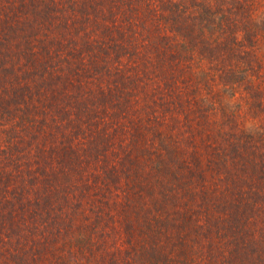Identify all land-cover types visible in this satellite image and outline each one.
I'll use <instances>...</instances> for the list:
<instances>
[{
  "label": "rangeland",
  "instance_id": "rangeland-1",
  "mask_svg": "<svg viewBox=\"0 0 264 264\" xmlns=\"http://www.w3.org/2000/svg\"><path fill=\"white\" fill-rule=\"evenodd\" d=\"M117 2L122 4L119 8L112 3L105 10H115L119 18L110 15L102 20L99 16L103 9L95 5L97 10L93 11V20L96 25L107 30V36H112L113 43L108 46L110 53L116 49L119 53L139 54L124 57L121 72H113L115 68L112 67L110 74L102 73L108 61L106 58L101 70L93 72L89 69L93 61L90 56L96 53L83 50L86 45L84 38H76L77 35L74 34L73 41L68 43L52 32V42H63L61 45H55L56 48H61V55L66 58L77 56L75 60L81 59V67L87 71L73 76L64 73V77L55 81L65 93L59 96L55 95L54 87V96L47 92L39 99L43 94V84L48 82L44 80H52L54 75L44 76L42 80L36 74L21 72V80L17 77V80L12 81V87L8 88L12 95L19 94L23 98L22 94H25L21 100L22 109L15 110L13 106L14 116H18L23 122L29 118L28 121L48 126L49 129V133L40 141H35L34 137H28L32 142L26 138L19 139V148L7 144L0 136V168L8 169L11 177L8 179L5 173L4 177L10 180L9 184L13 187L8 195L13 196L16 189L25 188V195L30 196L26 190L29 186L28 178L32 175L29 165L37 167L46 150L49 151L47 154L54 158L55 161L52 162H74L75 165L82 163L86 166L84 174L87 176L96 173L99 164L109 168L112 162H132L134 166H141L146 162H188L196 166L203 162L201 169L206 173V178L197 173L182 175L185 178H181L184 187H192L190 197L193 199V207L188 205V210L192 209L191 212L196 214L197 221L192 226L198 223L194 228L198 232L193 230L187 238V251L193 250V253L185 257L183 264H206L205 258L198 251L199 248L204 246L207 249V243L210 241H214L217 246L222 245L230 234V227L223 223L225 214L228 215V206L223 204L231 192L227 190L226 181L220 180L218 183V175L214 176L211 167L223 162H245V157L239 158V153L246 149L248 151H243L246 158L264 162V0H204L213 15H223L227 24L232 23V18L237 22L231 33L226 28L222 32L218 30V35L206 34L205 37L218 38L221 42V45H213L214 54L209 55L199 47L189 46V51H182L185 42L179 40L175 34L173 37L175 27H171L175 21L181 24L186 15L195 12H200L197 15L204 18L202 7H198L202 1L126 0L124 4L122 0ZM182 9L186 11L182 13ZM73 10H76V5L66 8L65 16H74ZM131 26L132 29L129 30ZM144 26L147 30L143 29ZM160 26L163 31H160ZM48 30H52L51 27ZM133 31L139 34L140 38H135L138 45H132L130 40ZM86 32L89 39L87 42L95 47L97 35L94 29L88 28ZM158 33L169 35L170 42L167 40L165 45H169L167 52H159L153 44L165 43L164 39L157 38ZM135 47L137 48L134 49ZM101 54H104L102 50ZM163 58L171 60L172 63L165 65L167 69L161 71L165 62ZM135 64L143 69H135ZM162 73L167 78H161ZM6 83L5 80L0 82V89L1 85ZM1 94L6 96V88ZM48 99L53 100L50 103ZM68 117L72 118L63 120ZM1 123L0 120V127ZM10 138L16 136L7 140ZM242 139H246L242 144V147L246 148L241 150ZM90 148L95 157L89 155ZM257 153L260 156L258 159L255 158ZM14 162H22L20 170ZM75 184H78V179L73 173L62 188L49 194L50 202L46 216L51 211L56 216L67 214L68 217H76L69 218L74 225L82 220L86 223V219L92 218L88 216L90 204L82 207L74 201L72 195L79 194V187ZM82 184L84 186V181ZM212 185L218 187L216 189L220 191L219 196H211L209 189ZM130 187L128 183L127 191L119 192L115 197L120 198L127 193V203L135 204L138 196L129 192ZM206 189L208 190L205 192ZM24 198L26 199V196ZM171 200L167 206L169 211ZM30 202V199L25 201L27 204ZM119 202H124V198ZM176 209L180 210L178 207ZM209 214L217 216L211 217ZM94 215L95 213L90 216ZM16 216L15 228L9 231L8 236L6 231L1 234L6 244L0 245V264L108 262L107 258L97 256L89 260H74L65 245L58 246L56 256L46 254L42 262H37L35 254L42 250L38 248L41 247L40 232L43 228L33 230L32 222L35 216L32 213L22 212ZM229 221L232 222V219L229 218ZM246 225L249 228L254 227L252 221ZM15 229L18 235H13ZM211 230L212 237L209 235ZM54 232L50 229L46 234L50 238ZM116 244L119 245L118 242H113L112 246L107 248L106 245L103 248L97 247L96 243V255L108 253V250L115 251ZM36 246L38 248H35ZM125 246L127 245L124 243ZM197 255L199 256L196 259ZM28 258L29 261L24 262ZM232 262L224 260L219 264ZM123 264L135 263L125 257ZM168 264L182 263L172 261Z\"/></svg>",
  "mask_w": 264,
  "mask_h": 264
},
{
  "label": "trees",
  "instance_id": "trees-1",
  "mask_svg": "<svg viewBox=\"0 0 264 264\" xmlns=\"http://www.w3.org/2000/svg\"><path fill=\"white\" fill-rule=\"evenodd\" d=\"M117 1L121 0H0V82L3 80L7 82L1 85L0 89V120L2 121L0 136L7 144L19 148V139L26 138L27 141L32 142L28 137H34L35 141H40L49 133L48 126L37 124L32 120L28 121L29 118L23 122L21 118L13 114V106L15 110L22 109L21 100L24 99L25 94H22L23 98L19 94L12 95V91L8 88L12 87V81L17 80V77L21 80V72H28L30 75L31 73L36 74L42 80L44 76L54 75L52 80H44V82H48L43 84V94H40L39 97L41 99L47 92L54 96V87L56 96L65 94L55 82L60 77H64V73L73 76L87 71L82 69L81 59L75 60L77 56L66 58L61 55V48H56L55 45H61L63 42H52L50 37L52 32L57 34L56 37H61L62 41L68 43L73 41L74 34L77 35L76 38H84L86 45L83 50L96 53L90 56L93 61H91L89 69L93 72L101 70L106 58L107 64L101 72L106 75L110 74L111 68L114 67L113 72L118 74L122 71L124 57L139 55L137 53H128L129 55L125 52L119 53L116 49H113L115 52L110 53L108 46L113 43L112 36H107L109 35L107 30L94 23L93 11L97 10L95 5L103 9L99 16L102 20L110 15L119 18V14L115 10L113 12L105 10L112 3L119 8L122 4ZM122 1L124 4L126 0ZM200 1L202 2L198 7L200 9L202 7L204 18H199L197 14L200 12H195L192 15H186L181 24L175 21L174 26H171L175 27L173 28V37L175 34L179 40L185 42L182 51H189L188 47L190 46V48H201L205 53H208L207 55L214 54L212 53L213 45H221V42L218 38L205 37L206 34L218 35V30L222 32L226 28L231 33L237 22L232 18V23L227 24L223 15H213L210 8L204 4V0ZM73 5H76V10H73L75 15L66 14L65 16V9ZM181 7L184 8V6ZM132 10L134 12V7ZM184 11L186 10L182 9V13ZM191 16L192 18H189ZM132 18L133 15L130 16V19ZM49 27L52 30L49 31ZM91 27L97 35V41H94L95 47L87 42L89 39L86 36V29ZM131 29L132 26L129 30ZM143 29L147 30V27L144 26ZM159 29L163 31L162 26ZM136 32H131L134 33L130 39L132 45H138L135 38L140 37ZM156 35L157 38L165 40L163 45H160L162 43H153L151 36L148 35L149 40L158 48L159 52H163V50L167 52L169 45L167 47L165 45L169 35L163 33ZM144 41L145 39H143ZM168 42L170 41L168 40ZM101 50L104 54H101ZM78 52L81 51L78 50ZM163 61L165 62L161 71L167 69L165 65L172 63L167 58H163ZM88 63L89 61H87ZM134 67L137 70L143 69L137 64ZM161 78L165 79L167 76L162 73ZM5 88L6 96L1 94ZM52 100L48 99L50 103ZM70 118L72 117L63 120L67 121ZM12 136H16V138L7 140ZM245 140L240 141L241 150L246 148L242 147ZM44 148L46 149V147ZM61 149L63 150V148ZM90 150L92 148L88 150L89 155L93 157L95 154ZM243 151H248V149ZM243 151L239 153V158L245 157V162H223L211 167L214 176L218 175V183L220 180L226 181L227 190L231 192L223 204L228 206V215L225 214L223 223L230 227V234L228 237L225 236L227 240L225 239V243L222 245L217 246L214 241H210L207 243V249L204 246L199 248L198 251L205 258L206 264H219L224 260L233 261L232 264H237V262L240 264H264V162H255V159L246 158ZM48 152L44 151L43 159H39L37 167L33 168L29 165V170L32 172L28 178L29 186L26 188L30 194L29 197L24 193L25 188L24 190L16 189L13 196L8 195L13 187L9 184L10 180L4 177V173L8 179L11 176L7 168H0V245L6 244L1 236L2 232L6 231L8 236L9 231L15 228L16 215L24 212L25 214H34L35 220L32 222L34 231L43 228L40 232L41 247H35L42 249L39 254H35L37 262H42V258L46 254L56 256L60 245H65L74 260L76 258L89 260L97 256L98 258H107L106 264H123L125 257L128 260L132 259L135 264L143 262L145 264H168L172 261L183 264L185 257L193 253V250L187 251L189 247L187 238L191 236L193 230L195 233L198 232L194 229L198 223L192 226L197 221L196 214L191 212L192 209L188 210V205L193 207V199L190 197L192 187L190 185L184 187L181 178L182 175H193L194 173L204 175L203 178H206V173L201 169L203 162H199L196 166L188 162H146L141 166H134L132 162H112L109 168H104L99 164V170L87 176L84 174L86 166H83L82 163L78 162V165H75L74 162H52L55 160L47 154ZM255 158H260L258 153ZM21 163L14 162L13 164L20 170ZM73 173L78 179V184L75 186L79 187L78 196L72 195L74 201L82 207L90 204V211L87 213L89 217H92L85 218L86 223L82 220L76 225L69 219L76 217H68L67 214L56 216L51 211L47 216L45 215L50 202L49 194L62 188L65 181L71 179ZM82 181H84V186ZM15 183L20 185L19 182ZM128 183L131 186L129 192L138 196L135 204L127 203V193L120 198L115 197L119 192L127 191ZM216 188L218 187L212 185L209 189L212 197L219 196L220 191ZM194 194L197 193L194 192ZM31 198L33 199L31 200ZM122 198H124V202H119ZM29 199L31 202L25 203ZM170 200L172 205L169 211L167 206L170 204ZM97 205H101V207L98 208ZM176 207L180 210H177ZM160 210L163 211L158 212ZM94 213V216H90ZM209 216L217 215L209 214ZM229 218L232 219V222L229 221ZM250 221L254 225L252 228L246 225ZM47 229L55 231L50 238L46 234V232L49 233ZM222 234H224L223 231ZM13 235H18L17 229ZM209 235L212 237L213 230ZM113 242L119 243V245H114L117 247L115 251L108 250V253L96 255L97 247L104 248L107 245L108 248L112 246ZM124 243L127 246L124 247ZM28 261L29 258L24 262Z\"/></svg>",
  "mask_w": 264,
  "mask_h": 264
}]
</instances>
